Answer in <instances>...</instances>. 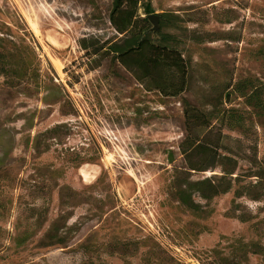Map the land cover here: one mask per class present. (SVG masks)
<instances>
[{"label": "rangeland", "instance_id": "374dc122", "mask_svg": "<svg viewBox=\"0 0 264 264\" xmlns=\"http://www.w3.org/2000/svg\"><path fill=\"white\" fill-rule=\"evenodd\" d=\"M146 1L153 33L160 11L196 6L199 29L228 36L196 47L211 78L264 84V0ZM110 4L0 0V52L20 72L0 73V264H264V188L259 200L195 195L200 212L170 191L191 94L161 97L109 59L83 63L114 34ZM248 138L264 159V115ZM238 172L256 181L247 161ZM250 242L261 251L241 252Z\"/></svg>", "mask_w": 264, "mask_h": 264}, {"label": "trees", "instance_id": "16d2710c", "mask_svg": "<svg viewBox=\"0 0 264 264\" xmlns=\"http://www.w3.org/2000/svg\"><path fill=\"white\" fill-rule=\"evenodd\" d=\"M196 8L160 11L153 33L148 19L153 9L146 0H111L108 22L114 34L103 39L100 51L88 54L83 63L90 70L109 59L128 72L143 90L157 92L161 97L191 94L192 100L181 98L183 135L178 149L182 163L176 167L178 174L173 177L170 191L185 208L200 212L202 205L194 199L195 195L206 201L227 192L234 197L261 199L256 188H264V159L257 158L256 145L248 134L253 116L264 115V84L252 77L234 80L226 73L223 78H211L205 68H198L196 47L228 36L199 29L198 24L207 19L205 15L199 18ZM0 73L20 75L14 62L1 52ZM195 80L203 84L198 93L192 91ZM235 99L241 100L244 110L239 111L232 104ZM232 132L243 139L233 137ZM240 160L250 164L247 176H255L254 183L240 182ZM205 171L213 173L192 178L195 173ZM235 215L241 220L249 219L242 213ZM240 249L243 253L261 251L255 242L243 243Z\"/></svg>", "mask_w": 264, "mask_h": 264}]
</instances>
